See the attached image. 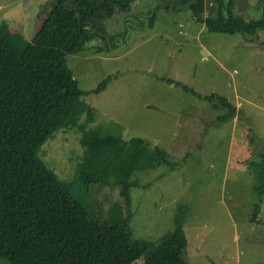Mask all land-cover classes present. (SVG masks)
I'll use <instances>...</instances> for the list:
<instances>
[{
    "label": "rangeland",
    "instance_id": "rangeland-1",
    "mask_svg": "<svg viewBox=\"0 0 264 264\" xmlns=\"http://www.w3.org/2000/svg\"><path fill=\"white\" fill-rule=\"evenodd\" d=\"M51 1L0 0V25L31 39ZM228 2L205 0L204 18ZM234 13L247 22L262 19L264 0H234ZM104 25L105 39L67 57L83 91L111 77L105 91L84 97L95 111L86 131L142 139L166 151L169 163L131 176L129 206L122 187L76 181L85 154L80 127L59 130L42 146L45 164L102 222L120 208L136 240L157 243L181 223L186 264H264V183L257 181L264 162V29L210 31L178 0H134L129 12L117 10ZM184 86L227 98L238 106L237 117L220 123L227 110Z\"/></svg>",
    "mask_w": 264,
    "mask_h": 264
},
{
    "label": "trees",
    "instance_id": "trees-1",
    "mask_svg": "<svg viewBox=\"0 0 264 264\" xmlns=\"http://www.w3.org/2000/svg\"><path fill=\"white\" fill-rule=\"evenodd\" d=\"M133 2L53 0L38 14L31 39L0 25V259L9 264H134L141 258L144 264H186L188 240L181 223L157 243L136 240L130 217L120 208L102 222L72 196V183L61 180L40 156L56 132L80 127L85 154L76 181L85 187H122L128 206L131 176L169 163L166 151L142 139L125 142L114 134L86 131L95 111L84 97L105 91L111 77L96 90L83 91L67 64L69 55L105 39L104 21L117 10L129 12ZM178 2L210 31L254 35L264 29V17L247 22L235 15L234 0L225 9L220 5L214 18H204L205 0ZM183 88L225 108L220 123L237 117L238 106L227 98ZM82 117L85 123L79 125ZM259 169L262 188L264 162Z\"/></svg>",
    "mask_w": 264,
    "mask_h": 264
},
{
    "label": "crops",
    "instance_id": "crops-1",
    "mask_svg": "<svg viewBox=\"0 0 264 264\" xmlns=\"http://www.w3.org/2000/svg\"><path fill=\"white\" fill-rule=\"evenodd\" d=\"M21 32V31H20Z\"/></svg>",
    "mask_w": 264,
    "mask_h": 264
}]
</instances>
